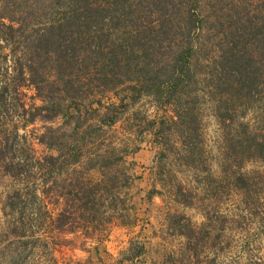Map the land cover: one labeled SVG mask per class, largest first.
<instances>
[{"label": "trees", "instance_id": "trees-1", "mask_svg": "<svg viewBox=\"0 0 264 264\" xmlns=\"http://www.w3.org/2000/svg\"><path fill=\"white\" fill-rule=\"evenodd\" d=\"M26 86L39 102L26 101ZM146 96L172 113L146 117L155 159L140 199L167 192L204 214L199 223L166 211V231L183 244L164 264H223L235 218L226 197L249 207L264 193V170L245 169L264 162V0H0V178L8 181L0 198L10 249L35 244L45 228L94 237L115 220L134 223L142 174L130 156L139 147L109 131ZM206 106L221 127L219 173L205 150ZM37 121L31 134L42 155L26 132ZM143 234L113 259L69 264H155ZM18 256L10 261L21 264Z\"/></svg>", "mask_w": 264, "mask_h": 264}, {"label": "rangeland", "instance_id": "rangeland-1", "mask_svg": "<svg viewBox=\"0 0 264 264\" xmlns=\"http://www.w3.org/2000/svg\"><path fill=\"white\" fill-rule=\"evenodd\" d=\"M26 101L31 103L38 101L33 97L35 89L31 86L24 87ZM172 113L170 107H159L149 96L132 105L131 109L118 121L109 131V137L118 142L129 143L138 146L139 149L135 155L130 157L135 159L136 170L142 178L137 179V186L133 187L132 192L135 198L139 200L138 212L135 214L138 218L132 224H123L119 220L113 221L106 232L96 236H86L81 230L70 231H49L45 228L37 233L39 238L34 243L30 242L27 246H21L18 251L10 249L7 231L9 230V221L3 213L2 201L0 198V264H13L10 261L12 253H22L21 264H69V260H88L98 261L100 256L106 260L113 259L126 249L132 238L140 232L148 237L152 243V261L155 264H164L166 256L171 251L180 250L183 244V238L170 235L165 229V214L168 209H178L191 215L196 222L204 219L203 210L200 206L187 207L176 204L172 197L166 193L155 195L153 201H142L140 197L145 193V189L150 188L152 180L151 165L154 162V148L149 141L144 128L146 117L152 118L158 115ZM257 112H251L247 119L254 122L257 119ZM59 122V121H56ZM43 126L42 121H37L27 127L26 132L30 135V141L36 155H42L46 152L45 145L41 144L31 134L33 128L40 130ZM203 130L205 136V150L211 161L212 169L215 173L220 172L218 161L219 141L221 136V127L213 110L205 107L203 112ZM245 169L256 173L264 170V162L260 160H251L245 164ZM181 174V173H180ZM191 175L183 173V179L190 181ZM8 181L0 178V193L6 189ZM142 189L137 194V190ZM228 197V196H227ZM225 199L224 209L235 215L232 225L233 230L230 237L233 245L227 248V252L222 256L223 264H264V227L261 221V212L264 210V193L251 201V206H245L244 198L234 195L231 199ZM256 199V200H255ZM49 207L53 210V204ZM150 208V209H149ZM259 212V213H258ZM100 245V249H96ZM14 248V247H13ZM13 251V252H11ZM99 262V261H98Z\"/></svg>", "mask_w": 264, "mask_h": 264}]
</instances>
